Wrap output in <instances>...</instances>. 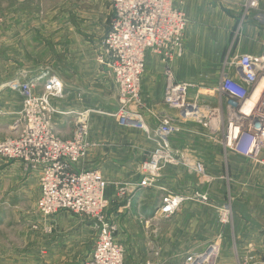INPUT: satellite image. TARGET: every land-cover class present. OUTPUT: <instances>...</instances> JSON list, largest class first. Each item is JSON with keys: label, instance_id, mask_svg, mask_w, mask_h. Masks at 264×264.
<instances>
[{"label": "built area", "instance_id": "1", "mask_svg": "<svg viewBox=\"0 0 264 264\" xmlns=\"http://www.w3.org/2000/svg\"><path fill=\"white\" fill-rule=\"evenodd\" d=\"M108 1L112 12L95 61L113 80L115 110L59 111L53 100L63 97L64 85L60 76L48 67L19 69L4 84V88L21 96L22 105L11 125L13 135L0 139V158L16 160L25 169L39 173L37 210L42 215L66 211L90 221L96 237L89 256L80 264H126L124 248L115 239L117 225L112 216L106 214L107 181L96 169L73 168L95 145L88 140L91 113L109 115L120 126L140 129L154 143L138 165L140 179L116 185L118 197L127 200L125 207L137 190L152 186L167 165L183 167L197 177L200 185L218 179L192 152L171 144V136L184 122L205 128L224 154L231 152L253 160L264 174V40L258 53L228 54L211 86L179 81L171 65L182 55L187 19L175 6V0ZM246 7L255 9L257 1L246 0ZM260 14L264 23V14ZM147 51L155 53L165 63L162 102L177 114L176 117L167 114L158 117L154 128L145 123L141 112L144 104L140 81ZM57 115L70 117L69 138L58 135ZM220 178L227 183L230 181L227 176ZM188 200L209 202L206 192H169L147 220L168 219ZM232 200L228 190L226 201L216 208L220 223L231 222ZM220 239L218 235L203 249L187 253L182 264H215ZM245 262L251 264L246 259Z\"/></svg>", "mask_w": 264, "mask_h": 264}, {"label": "crops", "instance_id": "2", "mask_svg": "<svg viewBox=\"0 0 264 264\" xmlns=\"http://www.w3.org/2000/svg\"><path fill=\"white\" fill-rule=\"evenodd\" d=\"M258 1L259 10L264 12V0ZM95 2L100 4L95 3L98 5H95L89 13H84L87 14L88 18L85 26L86 32L103 39L108 30L107 20L111 6L107 0H95ZM234 24L235 19L229 14L225 18L226 26H222L221 29L229 31ZM245 27V31L241 30L238 34L237 42L233 41L230 45L228 43L229 54L232 52L258 53L261 51L264 40V24L261 22L258 24L250 23ZM217 33L222 34V31H216V37L211 41L214 43L205 46L211 52L222 50L225 45L224 40H217L220 37ZM76 41L79 48H86L80 38H77ZM192 54L191 46L183 44L182 55L171 65L173 74L179 81L205 84L208 82L206 75L203 77L204 79L187 80V77H191L187 71L195 73L197 70L195 66L201 65V59H195ZM86 63L79 64L80 70L78 72L81 76L84 74ZM205 65L207 64L202 63V66ZM22 67L25 66L21 61L8 62L0 56V139L13 135L11 125L22 105L21 96L14 91H8L7 88H4V84L16 75V72ZM93 69L94 77H100L99 79L106 83L109 81L116 95L113 80L105 69L98 66L97 72L95 64H93ZM164 69L165 63L155 53L151 51L145 53V66L140 81V96L144 104V109L141 112L145 123L150 128L156 127L158 117L163 114L172 117L177 116L175 110L169 109L162 102L165 88ZM203 72L201 70L198 74ZM218 76L219 73L215 80ZM62 82L64 85L65 81L62 80ZM70 95H75L76 98L72 101L66 99L67 103L64 102V105L68 107L81 109L84 104H89L80 101V99L84 100L87 97L83 92L79 94L71 91ZM66 98H68L67 95ZM116 106L117 102L111 111L115 110ZM101 117L113 120L115 125L122 128L120 130L123 132L116 130L115 133L112 128H105L104 125L107 123L101 121L103 119ZM94 118L98 120L90 129L88 139L95 145L90 148L83 159L73 165V168L75 170L96 169L107 181L106 196L109 199V206L112 205V208L108 210V206L106 214L114 218L118 228L115 239L123 248L128 237L130 242L139 241L143 243L145 241L140 235V226L136 223V216L151 217L167 193L190 194L199 191L206 192L209 198V202L185 201L170 218L158 220L160 225L158 241L162 252L160 250L157 252L154 247H149L148 251L133 247L127 252L128 258H143L141 264H150L154 259H157L155 264H179V260H183L187 253L203 249L210 241L221 235L220 254L216 264H238L242 263L243 258L251 264H264V198L257 192L249 194L251 208L249 214L242 219V156L231 152L224 154L220 145L200 125L194 122L181 123L179 130L171 136V144L175 148L192 152V155L203 161L208 171L218 179L211 184L200 185L197 177L188 173L183 167L167 165L162 168L159 179L149 188L137 190L129 198L128 207H125L127 200L118 197L116 185L121 182H137L140 179L136 165L145 158L148 151L153 149L154 143L142 130L120 126L109 115L100 114ZM55 119L58 135L62 138H69L72 131L70 117L57 115ZM29 174V178L34 174L37 183L39 182L37 171H32ZM228 175L231 179V192L229 189V193L233 198L232 220L223 224L218 221L216 208L226 201L227 188L224 184L226 185L227 182L220 177H228ZM261 180L264 179L261 178ZM39 193L38 183L36 207ZM124 210H129V216L123 219V214L120 213ZM169 240L173 241L174 244H168ZM124 262L128 264L125 259Z\"/></svg>", "mask_w": 264, "mask_h": 264}, {"label": "rangeland", "instance_id": "3", "mask_svg": "<svg viewBox=\"0 0 264 264\" xmlns=\"http://www.w3.org/2000/svg\"><path fill=\"white\" fill-rule=\"evenodd\" d=\"M233 1L237 2L175 0V6L185 13L187 19L182 42L191 46L195 59H201V65L195 66L197 69L195 73L187 71L191 75L190 78L187 77L188 81L204 79L206 75L208 82L204 85L211 83L213 85L222 69L224 59L229 54L230 43L237 42L238 34L241 30L245 31L246 25L263 22L260 13L264 14V12L259 10L258 0L255 9H248L246 0ZM95 3L98 2L95 0H0V56L8 62L21 61L25 67L20 69L37 70L48 67L59 75L65 81L63 97L54 101L59 111H85L93 108L97 111L109 112L116 105V95L110 82L106 83L99 79L100 77H94L93 64L96 65L98 72L95 54L102 39L86 32L88 18L84 13H89L95 5L100 4ZM224 14L227 16L231 14L235 19V24L229 31L221 29L222 26H226L227 16ZM216 31H222V34L217 33L220 36L217 40H224L225 45L222 50L211 52L205 46L214 43L211 41L216 37ZM77 38L84 42L86 48H79ZM83 63H86V68L81 76L78 72L79 64ZM202 63L207 65L202 66ZM201 70L204 72L198 74ZM71 91L85 93L87 97L80 101L89 104H84L81 109L64 105L68 99L72 101L76 98L75 95L69 96ZM99 115V113H91L88 117V137L90 129L98 120L94 117ZM102 120L107 123L104 125L105 128H112L115 133L116 130L123 132L113 120L108 118ZM139 163L136 165V170ZM29 173L32 171L25 169L20 162L0 158V264L82 263L89 256L95 241L96 232L92 224L88 219L66 211L42 215L35 205L38 192L37 179L34 174L29 178ZM262 173L259 164L242 157V219L249 214L251 194L257 192L264 198V180L260 181L261 178L264 179ZM228 179L229 183L224 186L231 192L229 175ZM110 208L112 205L108 210ZM128 212L129 210H124L120 213L123 214V219L129 216ZM147 219L148 217L144 218L141 215L136 216L140 235L145 241L130 242L128 237L124 242V259L128 264H141L144 260L128 258L127 252L133 247L147 251L149 247H154L157 252L159 250L162 252L158 241L159 222H149ZM170 243L174 244L169 240L168 244ZM156 260L154 259L150 264H155ZM179 264H182V259L179 260ZM240 264L249 263L243 258Z\"/></svg>", "mask_w": 264, "mask_h": 264}]
</instances>
